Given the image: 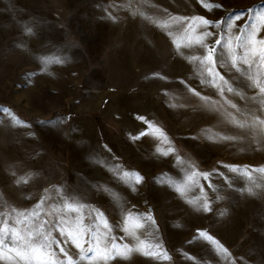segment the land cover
<instances>
[{
	"label": "rangeland",
	"instance_id": "rangeland-1",
	"mask_svg": "<svg viewBox=\"0 0 264 264\" xmlns=\"http://www.w3.org/2000/svg\"><path fill=\"white\" fill-rule=\"evenodd\" d=\"M206 2L222 7L208 10L199 0H0V224L23 231L18 213L38 211L34 223L47 221V231L77 259L79 250L59 233L61 220L62 227L75 228L79 219L94 228L102 212L112 228L109 237L135 245L123 231L124 218L131 213V225L150 214L155 225L146 223L137 235L160 244L171 259L133 252L108 264H264V172H252L261 185L255 194L248 193L243 175L244 169L264 168V132L239 128L226 115L264 119V97L230 63L218 65L245 97L225 92L241 111L233 110L215 87L201 83L198 63L188 59L203 49L177 51L173 39L183 24L170 19L216 21L242 13L232 30L237 35L264 12V0ZM209 30L220 31L214 25ZM189 89L217 101L218 108ZM220 134L239 139L222 140ZM169 147L176 151L164 155ZM189 163L210 174L212 188L198 177L180 195L167 182L182 183ZM122 171L143 179H120ZM204 198L210 211L201 207ZM65 202L79 212L67 211ZM198 230L227 253L215 251Z\"/></svg>",
	"mask_w": 264,
	"mask_h": 264
},
{
	"label": "snow or ice",
	"instance_id": "snow-or-ice-1",
	"mask_svg": "<svg viewBox=\"0 0 264 264\" xmlns=\"http://www.w3.org/2000/svg\"><path fill=\"white\" fill-rule=\"evenodd\" d=\"M199 2L208 10L222 7L219 4L206 2V0H199ZM241 15L242 13H237L234 16H229L227 20L221 18L216 21L209 20L204 16L170 17L173 23L179 22L183 24L182 34L178 38L173 39V44L177 51L180 52L182 47H199L203 49L204 54L202 56H191L188 59L193 63H198L201 70L199 72V75L202 77L201 83H207L215 87L218 90L219 96L237 113L241 110L235 103L227 99L225 92L234 93L242 99L245 97L221 74L218 65L219 67H223L226 62L230 63L231 68L247 77L248 86L257 89L260 96L264 97V38L259 36V33L264 30V12L255 17L251 26L246 22L243 27L239 28V33L233 35L232 30L236 27L235 21L239 20ZM213 25L220 30L219 33L209 30V27ZM161 26H167V22ZM28 31L31 32V29H28ZM169 35H172V33L169 32ZM210 41L214 42L210 43ZM181 55H183L182 52ZM241 65L244 66L243 69ZM253 67L256 68L255 72L250 71ZM205 76L206 80L203 78ZM189 90L195 95L200 96L206 104H210L213 110L218 108L217 101H212L209 97L201 96L195 89ZM252 99H256V97H252ZM226 115L230 123L239 128L259 127L264 132V119L255 113H251L250 119L245 118L243 120L237 119L231 113H226ZM140 119H144V117H140ZM150 127L153 128L154 134L158 135L163 141L168 142V138L162 129L155 125H150ZM145 134L141 133L140 135ZM219 138L222 140L239 139V137L223 134H220ZM175 151V148L169 147L163 154L168 155ZM177 160L181 161V157L177 156ZM188 167L190 173L186 175L182 183H177L173 180L167 181L180 195H184L192 184L198 183V177L209 181V188L213 187L208 172H199L190 163ZM231 170L234 172L241 171L236 166H232ZM253 171L264 172V168L243 170V175L247 176L250 181V186L247 188L249 194H255L254 189H258L261 186L255 183L252 176ZM117 177L124 180L131 179L135 183H140L143 179L139 173L133 175L128 171L117 172ZM103 190L109 192V195L113 199H119L118 194L114 191H109L107 186ZM203 190V185H201V191L203 192ZM219 198L217 196V199ZM192 202L189 201V203ZM42 203L43 200L38 201L36 207L40 208ZM201 207L204 211H210V203L206 198H204ZM64 208L69 212H79V206L71 202H65ZM18 215L22 219H18L17 224L27 226L23 231L18 227L0 224V260H7L9 264H81L84 261L88 262V264H108L110 260H114L117 257L128 259L133 252L156 259H171L167 251L162 249L160 244L141 240L137 235V230L142 229L146 223L150 222L155 225V220L150 214L135 218L134 223L131 225L129 223L131 213L124 218L123 231L136 241L135 245L118 244L115 236L110 238L109 233L112 231V228L102 212L97 211L96 221L98 223H96L94 228L84 226L79 219L75 221V228L62 227L60 225L63 224V220H61L60 224H57L59 233L60 235H66L75 248L79 250L77 259H74L72 255L61 247L59 241H56L52 233L47 231V221H42L38 225L34 223L40 216V212H19ZM89 235L90 239H86ZM198 235L210 242L211 245H214L215 251L227 253V249L211 234L198 230ZM7 237L11 238V243L6 244ZM53 244H56L59 253L63 254V259L58 257ZM85 244H87V247H85Z\"/></svg>",
	"mask_w": 264,
	"mask_h": 264
}]
</instances>
